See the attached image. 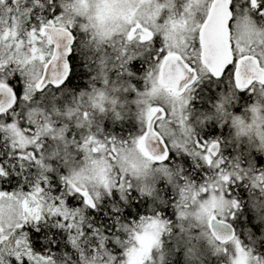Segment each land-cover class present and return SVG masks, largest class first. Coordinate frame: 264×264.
I'll return each mask as SVG.
<instances>
[{"label": "rangeland", "instance_id": "rangeland-1", "mask_svg": "<svg viewBox=\"0 0 264 264\" xmlns=\"http://www.w3.org/2000/svg\"><path fill=\"white\" fill-rule=\"evenodd\" d=\"M40 1L43 0H0V61H23L26 59L29 61L28 64L32 67L33 72L35 69L37 73H40L37 83L47 60L52 54L53 47L48 36L42 32L45 21H39L36 24L34 22L30 24L33 28L25 31V25L30 15L28 10L22 11L20 5L30 4L32 9H39ZM212 1L58 0L59 6L63 9V17L60 16L55 21L62 26L77 28L81 32L83 40L91 41L89 46L101 42L113 48L119 47L128 39H133L136 43L141 42L142 39L138 36L130 37L133 29L141 25L157 35L159 42H163L161 38H164L167 49L163 55L179 53L189 59L196 55L197 50L195 47L192 49L194 40L198 39L202 20ZM239 3L237 16L234 12L233 20L236 51L239 55L254 54L258 56L264 66V25L260 26L248 17L246 8L240 6ZM256 3L257 0H249L246 7L253 8ZM27 41H30L28 53ZM113 48L111 49L113 50ZM114 53L116 54L117 50ZM116 57L119 56L116 55ZM162 61L163 59H160L158 67L154 69L156 71L152 70L148 95L146 97L144 95L141 99L143 102L141 113L144 121L143 132L145 133L146 124L154 110L159 106L165 107L167 116L158 121L157 127L165 136L172 152L182 154L178 160L171 158L165 163L156 162L142 142L143 132L141 135L135 136L129 145L117 143L112 139L108 145L107 141H99L98 137L90 132L81 139L77 150L79 153L74 152L72 138L67 140L66 132L63 129L52 132L49 125H44V129L47 128L49 133L51 131L48 135L49 148H56L55 152L50 154V158L59 156L58 153L61 148L64 149L62 152L64 156L67 147L73 151V153H69L73 159L77 157V153L80 155L78 160L68 166L67 178L70 185L69 192L82 194L84 206L89 204L85 195L86 192L90 193L96 202H100L106 195L111 196L115 190L119 193L122 190L120 194L122 196L123 191L128 192L137 187L138 193L143 195L153 193V190L162 181H169L171 187L178 193L180 192V189L177 188L179 183L193 188L195 182L192 179L196 176L201 177L205 173L207 176L196 185L197 195L193 193L194 190L186 188L183 191L184 195L181 196V201L185 200L182 203L183 207L179 209L178 204L174 216L185 217L183 223L187 224V228L183 226L182 222L178 224L182 232H189L192 236L195 233V236L208 238L209 243H213L208 220L213 215L223 219L235 216L237 203L232 202L228 194L231 193V187L236 184L237 180L240 181L245 176L246 179L254 180L251 183L256 188H264V165H261V170L258 167V162L261 161L258 153L264 158V86L257 88V106L254 108L252 119L250 118L252 126L249 130L247 128L250 112L249 108L247 110L244 108L241 115H231L230 117L228 115L224 118L227 124L229 122H242V124L238 123V128L234 134L226 132V135L219 136L220 133H217L213 137L211 136L212 138L205 137L202 135L205 124L213 122L212 120L217 118L214 122V124L217 123L215 127L219 129L222 125L220 121L223 96L220 95L221 100L213 102L209 101L210 97L205 98L209 103H213L212 113H196L193 128L191 125L193 115L187 106V96L176 97L169 88H164L160 84L159 76ZM204 75L202 71L203 81L200 80L199 85L204 82ZM222 83L226 85L227 90H230L227 86V79H223ZM214 88H216L215 85ZM27 94H25L26 97ZM89 95L88 98L80 95L77 100L78 104L71 116L65 115L64 120L61 111L55 110L48 114L50 117H57L56 119L63 122L67 127L72 123L75 127L74 133H79L81 136L83 127L87 131L97 127V116L100 112L96 109L98 104L100 107L105 106L112 109L119 102L111 92L105 90L93 91ZM226 99H229L228 96ZM115 120V116H112L109 123L111 124ZM68 121L70 122L67 125ZM9 130L20 143L21 148L30 143L31 139L26 133L29 132L28 130L18 126H12ZM241 134L245 135L243 137L246 138H242ZM196 135L202 137L197 138ZM219 137L225 139L226 148L229 146L232 148V154L230 153V156L225 157L226 164L223 170V161L219 156L212 157L208 150L211 140ZM235 141L238 143L243 141L245 144L239 145ZM252 153H257V163L256 155L251 157ZM188 154L194 156L190 158ZM240 155L250 156L248 158L253 166L238 163L240 162L239 157H235ZM180 164L184 165L187 174L182 172ZM203 167L207 171L202 170ZM250 172L254 174L250 175ZM186 175L191 178L190 181L187 180ZM166 183L165 185H167ZM184 186L182 187L184 188ZM54 200L55 198H48L43 194L40 188L29 192L12 191L4 193L0 191V264L5 263L6 253L19 258L28 257L34 264H52L48 259L39 258L32 254L26 236L21 233V226L28 220L48 213L61 216L63 222H66L65 225L67 224L70 229H77L80 226L83 209L68 207L65 198H58V202H54ZM175 204L177 203L175 202ZM253 209L259 214L260 210H264V201L256 203ZM254 211H247L245 214L247 218L243 216L242 220L249 217L250 223L255 222L252 229L256 230L255 226L259 228L257 225L259 216L253 218ZM162 215L159 213L154 216H144L137 220L132 228V245L124 252V264H160L163 262L165 255L163 247L172 237L177 239V233L174 230L177 225L175 224L172 228L171 220L163 218ZM241 230L242 236H237L229 243L219 244L215 241V248L228 255L231 264H264V251L256 252L252 245L245 244L243 239L248 236L247 228L242 227ZM251 238L255 241L259 239L255 234ZM82 264L97 263L93 259H84Z\"/></svg>", "mask_w": 264, "mask_h": 264}, {"label": "trees", "instance_id": "trees-1", "mask_svg": "<svg viewBox=\"0 0 264 264\" xmlns=\"http://www.w3.org/2000/svg\"><path fill=\"white\" fill-rule=\"evenodd\" d=\"M237 2L246 8L248 17L258 25H264V0H257L253 8L246 7L249 0H233L236 16ZM39 4V9H32L30 4L20 5V9L28 10L30 15L25 25L26 32L33 28L30 24L34 22L36 24L45 21L47 24L51 20H58L60 16L63 17V9L59 6L58 0H43ZM71 29L76 35L70 58L72 69L66 82L59 87L48 85L44 89H39L37 80L40 73L35 69L33 72L26 59L0 61V82L10 83L18 93L16 105L0 114V191L29 192L40 188L48 198H55L54 202H58V198L61 197L66 199L68 207L83 209L80 226L77 229H70L67 224L65 225L66 222H63L61 216L48 213L22 223L21 233L26 236L32 254L39 258L44 257L52 264H82L84 259L96 260L97 264H124V252L132 245V228L137 220L160 213L163 214V218L171 220L172 228L177 225L174 229L177 239L172 237L165 243L164 260L160 264H231L229 256L215 248L214 238L213 243H209L208 238L182 232L178 224L183 223L185 217L174 216L178 204L179 209L183 207L182 203L185 201L184 199L181 201L183 191L187 188L194 190L193 193L196 194L198 190L196 185L207 176L205 173L192 179L195 182L193 188L179 183L178 193L171 187L169 181H166L168 183L162 181L153 193L143 195L138 193L137 187L128 192L123 191L122 196H120L122 190L120 193L115 190L111 196L106 195L100 202H96L95 208L90 204L84 206L82 194L69 192L68 166L79 159L77 150L83 136L91 132L99 141H107L108 145L112 142L111 139L129 145L135 136L142 134L144 121L141 116L143 109L141 99L148 95L152 70L158 67L160 59L165 57L163 52L167 49L164 38H161L163 42H159L157 35L151 41L136 43L130 39L117 48L101 42L89 46L91 41L83 40L77 28ZM29 46L30 41H27V53ZM103 90L111 92L119 102L112 109L100 107L98 104L96 109L100 112L97 116V127L89 131L83 127L81 136L74 133L75 127L72 123L67 127L56 119L57 117H50L48 114L55 110L61 111L64 120L65 115L71 116L80 95L87 98L93 91ZM204 93L205 98L212 95L206 93V90ZM112 116H115L116 120L110 124ZM44 125H49L52 132L63 129L66 132V139L72 138L74 152H78L77 157L73 159L69 154L73 151L67 147L64 156L62 153L64 149L61 148L58 158H50V154L54 153L56 148H49L48 135L51 131L49 133L47 128L44 129ZM12 126L28 130L26 133L29 134L30 143L21 148L20 143L10 133L9 129ZM214 130L215 124H205L202 135L211 137ZM259 158L261 161L259 160L258 167L261 170L264 158L260 154ZM204 169L203 167L202 170ZM186 176L190 181L191 178ZM243 177L240 181L237 180L228 194L229 199L237 203L235 216L228 220L238 228L237 236H242L241 228L246 227L248 236H244L245 244L252 245L256 252H263L264 210H260L258 214L253 208L256 203L264 201V188H256L251 183L254 180ZM250 208L254 211L253 218L259 216L257 220L259 228L255 226L256 230L252 229L255 222L250 223L249 217L242 220L247 211H252ZM183 226L187 228V224ZM254 234L257 235V239L259 238L258 241L251 238ZM5 257L4 264H34L25 256L19 258L6 253Z\"/></svg>", "mask_w": 264, "mask_h": 264}, {"label": "water", "instance_id": "water-1", "mask_svg": "<svg viewBox=\"0 0 264 264\" xmlns=\"http://www.w3.org/2000/svg\"><path fill=\"white\" fill-rule=\"evenodd\" d=\"M232 0H213L205 21L199 30L201 58L216 78L224 73L226 66L233 62L234 53L231 42L230 22L233 17ZM42 31L48 35L53 46L52 54L47 60L41 78L39 89L48 85L59 87L66 82L71 73V55L76 42V35L69 27L57 24L54 20L45 24ZM134 34H141L144 41H151L155 34L142 26H136ZM197 69L179 53L165 55L160 66L159 81L163 87H168L177 94H182L198 78ZM235 81L239 88H247L253 82L264 85V66L258 56L246 54L237 63ZM18 100V93L13 85L0 82V114L12 109ZM166 115L163 106L157 107L146 124L142 142L148 153L156 162H166L171 156V148L165 136L157 127L158 120ZM220 144L210 145V153L217 156ZM86 197L92 208L96 207L94 197L86 192ZM208 225L215 240L226 244L237 236V228L228 219L211 216Z\"/></svg>", "mask_w": 264, "mask_h": 264}, {"label": "flooded vegetation", "instance_id": "flooded-vegetation-1", "mask_svg": "<svg viewBox=\"0 0 264 264\" xmlns=\"http://www.w3.org/2000/svg\"><path fill=\"white\" fill-rule=\"evenodd\" d=\"M209 9H210V7H209ZM231 9H232V13H233V17H232L231 22H230L231 42H232V48H233V53H234L233 62L229 63L226 66V68L224 70V73L222 74L221 77H219V78L214 77L209 72V70L206 68V66L204 65V63L202 61V58H201V45H200L199 31H198V39L194 40V44H193V47H192V49L195 47V50H197L196 55L193 56L192 58H189V59L185 58L188 62H190L197 69L198 75H199L197 80L192 85H190L186 89V91L184 93H182V94H177V93L173 92L172 89L169 88L174 93V95L176 97H185V96H187V99H186V102L188 103L187 106L189 107V109H190V111L192 112V115H193L191 117V125L194 124V116L196 115V113H198V114H200V113L201 114L212 113L211 107H212L213 103H209L208 101L205 100V97H204L205 96L204 95L205 94L204 93L205 90H206V93H209L210 95L212 94L211 96H209L210 99L208 98L210 102H213L215 100H221V96H223V98L221 100L223 102V104H222L221 121H220V123H222V125L220 126L219 129H217L215 127L214 133L211 134L212 137H213L214 134H217V133H220L219 136H221L222 134L226 135V132H229V134H232V133L234 134L235 131L238 128V126H237L238 123L242 124L241 121H238L237 123L236 122L235 123L229 122V124H227V121L224 118L226 116H228V115H229V117L231 115L239 116V115H241L243 113L244 108L246 110H247V108H249V112H250L249 119L250 118L252 119V116H253V113H254V108L257 106V103H256V99H257V96H256L257 92L256 91H257V88L259 86L260 87L264 86V85H262V84H260V83H258L256 81L251 83V85L249 87H247V88H239L236 85L235 71H236L237 63H238L239 59L241 57H243L244 55H246V54L239 55L238 52L236 51V45H235L236 44V38H235L236 34H235L234 29H233V20H234L233 0H232V3H231ZM208 12H209V10H208ZM208 12H207V14H208ZM206 15H205L204 19L202 20L201 26H202V24L205 21ZM138 26H141V25H138ZM201 26H200V28H201ZM134 36H136V37L138 36L139 38L142 39L141 34L132 33V35L130 37L133 38ZM128 40H130V39H128ZM142 41H144V40L142 39ZM202 71L205 74L204 75V79L205 80H204V82H201V85H199L200 80L203 81V78L201 76ZM226 78H229L227 80V82H228L227 86H229L228 88H230V90L228 89L229 91L225 87L226 85H223V83L221 84L223 79H226ZM214 85L216 86V88H214ZM164 88L168 89V87H164ZM217 94L219 96L220 95L221 96L218 98ZM223 94L226 95V96L224 97ZM227 96L229 98L228 100L226 99ZM243 96H245L244 99H243ZM166 116H167V110H166V115L161 117L159 120L165 118ZM216 119L217 118L212 120L213 122H210V123L214 124V122H216ZM251 119H250L249 124H248V128H247L248 130H249L250 126H252V120ZM216 124L217 123H215V126H216ZM193 128H194V125H193ZM199 136H201V135H199ZM199 136H197V138ZM241 136H242V138H246V137H243V136H245L243 134H241ZM216 141L219 142V144H220L219 153H218L217 156H212V154L211 153L210 154H211L212 157H218V156L220 157V159L223 161V166H222V170H223V168H224V166L226 164V161H225L226 158L225 157L228 156L230 153L232 154V148L230 146L228 148L225 147L226 144H225V139L223 137L212 139L210 143L212 144V143H214ZM235 143H237L239 145H244L245 144L243 141L241 143H238V142L235 141ZM209 148H210V146H209ZM209 148H208V150H209ZM171 151H172V149H171ZM209 152H210V150H209ZM251 155H252L251 157L256 155L255 158H256V163H257V161H258L257 153H252ZM181 156H182V154L171 152V156H170V158L168 160H170L171 158H173L174 160H178L179 157H181ZM193 156L194 155L190 156L188 154V157H190V158H192ZM238 157H239V161H240L238 163H241L242 165H245V166H253V163L252 162L250 163V161H249L250 156L240 155V156H237L235 158H238ZM258 157H259V153H258ZM235 158H234V160L236 161ZM193 159L195 160V158H193ZM163 163H165V162H163ZM180 165H181V168H182V169L180 168L182 170V172L187 174V170L185 169L184 165L183 164H180ZM256 167H257V165H256ZM222 170H220V171H222ZM256 170H257V168H256ZM253 174H254L253 172L252 173L250 172V175H253ZM242 175H244V174H242ZM238 234H239V230L237 228V235Z\"/></svg>", "mask_w": 264, "mask_h": 264}, {"label": "bare ground", "instance_id": "bare-ground-1", "mask_svg": "<svg viewBox=\"0 0 264 264\" xmlns=\"http://www.w3.org/2000/svg\"><path fill=\"white\" fill-rule=\"evenodd\" d=\"M88 98V97H87Z\"/></svg>", "mask_w": 264, "mask_h": 264}]
</instances>
